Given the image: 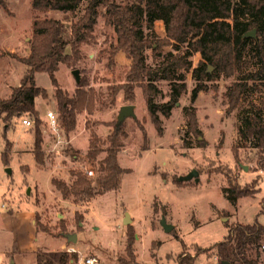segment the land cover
<instances>
[{
    "label": "rangeland",
    "instance_id": "obj_1",
    "mask_svg": "<svg viewBox=\"0 0 264 264\" xmlns=\"http://www.w3.org/2000/svg\"><path fill=\"white\" fill-rule=\"evenodd\" d=\"M5 1L6 6L0 4V99L7 98L28 73L21 57L28 54L24 45L33 38L34 18L50 15L75 23L85 14L87 4L84 1L76 14H65L37 10L32 0ZM99 10L93 37L80 45L82 58L73 65L61 63L55 73L57 85L73 96L78 87L74 70L78 69L80 80L85 82L82 86L90 92L93 103L92 108H83L76 114V124L69 134L61 122L66 136L63 154L50 160L39 156L51 142L45 130L46 113L52 110L61 114L56 84L47 71L36 73V84L42 88L35 106L40 121L26 112L8 122L0 119V264H63L64 252L97 255L100 264H123L122 259H129V231L134 236L138 260L143 263L178 264L176 256L187 250L196 256L197 264H219L210 250L225 239L231 224L254 222L257 218L264 222V214H259L264 206V169H258L260 154L251 138L250 146L239 142L246 139L239 128L246 126L248 116L260 110L264 120V80H250V88L232 110L227 92L233 81L245 73H222L218 79L207 80L208 89L201 90L194 102L203 132L197 135L189 131L185 107L191 104L198 80L191 71L179 67L175 80L186 82L187 89L170 116L159 111L163 126L160 132L149 113L144 87L129 79L136 67L122 51L113 50L118 33L105 17L106 7ZM152 30L160 45L158 50L155 42L147 48L148 65L155 68L158 64L159 50L163 58L171 53L186 56L193 67L201 64V54L190 55L186 44L175 48L163 20H157ZM67 50L73 52L70 46ZM255 67H248L246 72L255 71ZM181 74L184 79L179 78ZM154 82L158 88L155 101L170 100L171 81ZM127 84L134 86L132 99L125 97ZM125 104L136 105V117L128 116L123 121V146L117 153L121 181L108 188L101 182L107 173L104 158L109 154L112 137L120 131L118 116ZM25 118H30L33 125H24ZM38 130L43 137L42 149L37 148L35 141ZM94 133L104 142V149L98 157L91 158ZM200 139H205V146H201ZM8 141L12 148L10 162L5 164ZM228 166L234 168L243 184L257 180L255 196H243L236 205L227 199L222 188L229 184L223 172ZM86 168L94 170L99 188L91 191L85 183V193L64 196L55 182L76 187L75 182L89 179ZM195 168L200 172L198 179L179 181L180 176ZM126 212L131 218L128 223L124 222ZM163 217L174 226L172 230L164 227ZM73 233L78 235L76 242L67 237Z\"/></svg>",
    "mask_w": 264,
    "mask_h": 264
},
{
    "label": "trees",
    "instance_id": "obj_2",
    "mask_svg": "<svg viewBox=\"0 0 264 264\" xmlns=\"http://www.w3.org/2000/svg\"><path fill=\"white\" fill-rule=\"evenodd\" d=\"M84 1H87L85 14L75 23L69 24L66 18L63 21L50 15L34 18L33 38L27 40L24 45V50L28 51V54L21 57L22 62L28 67V73L7 98L0 99V119L8 122L13 117L21 116L26 112L37 116L39 120L35 106L36 98L41 94L42 88L36 84V73L47 71L56 84L55 96L58 98L61 113L59 117L67 134L70 133L71 127L76 124V114L83 108H92L93 103L90 92L82 86L85 84L83 79L78 81L75 95L70 96L57 85L55 73L61 63L73 65L82 58L80 45L93 37L99 9L102 6L106 7V19L118 33V41L113 50L122 51L132 60V65L136 69L129 75V79H132V82L138 81L144 87L149 113L160 132L163 131V126L159 111L170 116L173 106L187 89L186 82L180 83L175 80V71L179 67L191 71L198 80V84L192 90L191 104L185 107L188 113L189 131L197 135H203V132L199 128L194 102L201 90L208 89L205 84L207 80L218 79L222 73L225 75L245 73L241 79H235L229 87L227 94L230 110L238 106L242 95L250 88V80H264V0H122L121 2L119 0H32V5L40 11L76 14ZM5 2L2 0L0 4L6 6ZM157 20L164 21L165 31L168 37L175 41L173 45L176 49L186 44L190 55L196 52L201 54L202 61L199 66L193 67L186 56L169 53L163 58L159 53L161 50L156 52L160 59L157 60L158 64L155 68L147 64V48L153 46L155 38H158L152 30ZM253 29H256V35L251 33ZM151 36L155 37L150 39ZM155 43H157L155 50H158L160 44ZM69 46L74 53L67 50ZM210 65L213 66V70H210ZM254 65H256L255 71L246 72L248 67ZM179 78L184 79L183 74L179 75ZM161 79H169L172 83L171 98L164 103L155 101L158 88L154 81ZM124 89L127 99L134 98L133 84H127ZM91 93L93 95V92ZM119 127L120 131L112 137L108 145L109 154L104 158L107 173L102 177L101 182L108 188L118 185L121 181L122 167L118 162L117 153L123 146L120 137V133L124 130L123 123ZM239 129L241 136L246 138L244 141L239 139L240 145L250 146L248 139L254 140L253 145L258 148L260 154L258 169H264V120L260 117V110L248 116L246 126ZM42 140L41 131L38 130L35 140L37 148L42 147ZM200 143L201 146H205V139H200ZM9 144L8 141L7 150L4 152L5 164L10 162L12 145ZM103 149L104 142L94 133L90 146L91 158L98 157ZM235 152L238 154L237 148ZM39 156L44 157V152L39 153ZM37 159L39 161L38 156ZM223 172L229 184L223 186L222 191L232 204L236 205L243 196H255L257 180L253 183H241L239 174L234 173V168L231 166ZM89 180L75 182L76 187L73 188L65 183L62 185L55 183L67 197L72 192L85 193L83 184L86 183L87 186ZM179 181L183 180L179 179ZM262 213L264 214V206L259 214ZM133 240V233L129 231V259H122V263L147 264L138 260ZM262 245H264V223L257 218L254 222L231 224L225 239L215 244L210 251H213L211 255L217 257L219 264H223L224 261H228L229 264H264ZM78 257L77 253L64 252L61 261L67 264L71 258L78 259ZM176 261L178 264H197L196 256L187 250L181 251L176 256ZM156 264L161 263L156 262Z\"/></svg>",
    "mask_w": 264,
    "mask_h": 264
},
{
    "label": "built area",
    "instance_id": "obj_3",
    "mask_svg": "<svg viewBox=\"0 0 264 264\" xmlns=\"http://www.w3.org/2000/svg\"><path fill=\"white\" fill-rule=\"evenodd\" d=\"M47 125L49 136H51V142H47V146L43 148L44 157L47 160L53 159L63 154V146L66 143V136L61 124L59 114L50 110L46 113ZM23 124L26 126H32L33 121L30 118H25ZM85 173L89 179L95 178V173L92 168H86ZM264 248V245L262 246ZM75 251V250H74ZM100 258L97 255H81L78 259L71 258L69 264H100Z\"/></svg>",
    "mask_w": 264,
    "mask_h": 264
},
{
    "label": "water",
    "instance_id": "obj_4",
    "mask_svg": "<svg viewBox=\"0 0 264 264\" xmlns=\"http://www.w3.org/2000/svg\"><path fill=\"white\" fill-rule=\"evenodd\" d=\"M256 32V29H254L251 33L254 34ZM78 69L74 70V74L76 76V79L77 81L80 80V75L78 73ZM135 105L134 104H125L122 106L121 108V111L119 113V116H118V124L119 126L123 123V121L126 119V117L128 116H136V113H135ZM245 169H248V166L247 165H243ZM10 172H11V168L8 169ZM199 170H197L196 168L193 169L191 172H189L188 174H185V175H182L179 177L180 180H190L194 177H196V179L199 178ZM89 187H90V190H97L99 188V182L97 179H90L89 180ZM131 221V218H130V213L129 212H126V215H125V218H124V222L125 223H128ZM162 224L164 225V227L167 229V230H172L174 228V226L172 224H170L169 222H167V219L165 217H163L162 219ZM67 237L69 238L70 241L72 242H76L77 241V238H78V235L76 233H73V234H67ZM223 264H229L228 261H224Z\"/></svg>",
    "mask_w": 264,
    "mask_h": 264
},
{
    "label": "flooded vegetation",
    "instance_id": "obj_5",
    "mask_svg": "<svg viewBox=\"0 0 264 264\" xmlns=\"http://www.w3.org/2000/svg\"><path fill=\"white\" fill-rule=\"evenodd\" d=\"M90 187H88V189H89ZM92 191V190H91ZM93 191H95V190H93Z\"/></svg>",
    "mask_w": 264,
    "mask_h": 264
},
{
    "label": "crops",
    "instance_id": "obj_6",
    "mask_svg": "<svg viewBox=\"0 0 264 264\" xmlns=\"http://www.w3.org/2000/svg\"><path fill=\"white\" fill-rule=\"evenodd\" d=\"M136 106V105H135ZM264 223V222H263ZM14 264V263H13Z\"/></svg>",
    "mask_w": 264,
    "mask_h": 264
}]
</instances>
